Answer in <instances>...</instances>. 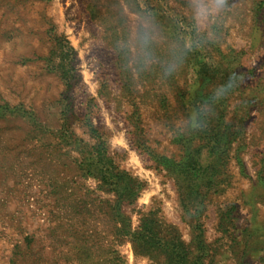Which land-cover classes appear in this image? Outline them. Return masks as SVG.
Here are the masks:
<instances>
[{"label": "rangeland", "instance_id": "374dc122", "mask_svg": "<svg viewBox=\"0 0 264 264\" xmlns=\"http://www.w3.org/2000/svg\"><path fill=\"white\" fill-rule=\"evenodd\" d=\"M237 2L214 43L187 0H0V264H264V0ZM137 13L161 62L192 41L173 77L120 53Z\"/></svg>", "mask_w": 264, "mask_h": 264}, {"label": "clouds", "instance_id": "9594fccd", "mask_svg": "<svg viewBox=\"0 0 264 264\" xmlns=\"http://www.w3.org/2000/svg\"><path fill=\"white\" fill-rule=\"evenodd\" d=\"M239 6L240 2L237 0H187L193 28L198 35L202 37L207 35L214 43H220V38L212 31V26L217 24L221 17L237 10ZM162 43L155 17L147 13H137L132 32L128 38L120 42L118 48L138 75L159 65L162 78L167 79L183 69L184 56L187 51L192 50L193 44L189 40L185 43L183 52L173 50L170 59L161 62L155 48ZM242 82V77L233 76L225 83L217 85L209 101L194 106L184 117L185 123L177 129L178 135L203 131L208 121L215 115V105L231 96Z\"/></svg>", "mask_w": 264, "mask_h": 264}, {"label": "crops", "instance_id": "0c3cea01", "mask_svg": "<svg viewBox=\"0 0 264 264\" xmlns=\"http://www.w3.org/2000/svg\"><path fill=\"white\" fill-rule=\"evenodd\" d=\"M228 79L229 78H227V76H226V79H225V81H228ZM259 79H258V82L256 83V89H255V91H256V93H260V94H264V78L262 77V83H259ZM240 88V87H239ZM239 88H238V91H239ZM229 98V97H228ZM227 98V99H228ZM222 102H223V100H222ZM224 108H226V106L225 105H222V114L224 113L223 111V109ZM222 119H223V116H222ZM259 218H261V219H264V216H259V215H251V217H250V219H251V223L253 224V223H255V221H257V220H259ZM262 254H264V253H262Z\"/></svg>", "mask_w": 264, "mask_h": 264}]
</instances>
